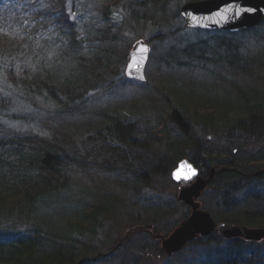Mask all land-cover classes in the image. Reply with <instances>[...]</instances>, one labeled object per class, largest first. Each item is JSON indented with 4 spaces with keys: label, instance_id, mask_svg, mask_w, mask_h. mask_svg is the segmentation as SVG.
Segmentation results:
<instances>
[{
    "label": "trees",
    "instance_id": "16d2710c",
    "mask_svg": "<svg viewBox=\"0 0 264 264\" xmlns=\"http://www.w3.org/2000/svg\"><path fill=\"white\" fill-rule=\"evenodd\" d=\"M5 1L0 0V6ZM67 1L51 0L44 11L71 31L72 42L76 45L78 31L70 19ZM124 1V6L131 11L136 9L140 0ZM189 1L199 0H144V14L132 18L153 23L158 19L161 20L159 26L168 27L173 19L182 17L180 8ZM262 26L264 24L255 28ZM168 29L153 38L163 39L164 33L169 34ZM263 56L261 54L257 63L262 70ZM236 87L240 90L238 85ZM86 95L85 85L70 81L57 83L50 76L18 78L9 74L2 80L0 78V264H99L103 261V264H117L116 259L113 261V254L124 247L127 255L133 254L126 264H138L140 256L137 254L146 250L147 245L140 241V237L139 242H128L137 233L153 239L159 246H156L158 253L164 254L161 241L147 229L128 233L118 249L104 256L96 254V248L89 247L81 236L91 232L93 227L104 228L106 221H112L113 211L120 202L111 197L112 193L103 195L101 191L96 194L94 202H88V198L79 199L72 190L73 176L77 173L87 177L99 172L124 174L143 185L149 182L153 172H160L172 181L170 177L175 166L185 158L198 166L204 177L213 166L225 167L227 170L219 171L208 186L213 190L214 201L207 205V211L219 221L264 227V208L259 207L264 203V147L259 152L244 155L241 141V146L234 149L232 145L235 143H230L231 139L210 144L203 137L211 128L220 130L225 125L226 129L251 127L264 138L263 105H247L242 110L221 116L216 109L201 101H174L172 96H165L164 101L169 107L167 118L163 115L161 120L155 123L151 120L150 124L142 119L143 123L139 125L138 120H133L130 115L93 109ZM96 113L104 117L97 130L71 127V120L75 117ZM163 119H170L184 140L172 141L168 124ZM219 119L225 124L220 126ZM192 121L201 126L199 131ZM13 123L21 127H14ZM22 124L25 125L22 127ZM251 129L246 132H252ZM162 137L169 140V149L174 154L167 161L156 162L151 141L156 143ZM239 194L242 196H238L239 202L232 204ZM182 205L184 215L181 218L184 219L191 210ZM239 207L243 210L238 211ZM59 208L75 211L79 217L69 219L65 224L67 227L48 226L43 219H33ZM171 209L175 206L168 202L165 209H158L155 213L152 222L156 234L161 233L160 218L169 215ZM128 216L133 223L134 215L128 212ZM180 222L179 219L172 221L168 230L176 228ZM67 228H70L69 232H66ZM106 235L110 236L108 230ZM127 243L134 244L135 249L131 251V245ZM193 243L189 248L206 253L198 264H264L263 243L240 238L223 240L216 232L210 237L200 236ZM189 248L178 251L173 258L188 255Z\"/></svg>",
    "mask_w": 264,
    "mask_h": 264
},
{
    "label": "rangeland",
    "instance_id": "374dc122",
    "mask_svg": "<svg viewBox=\"0 0 264 264\" xmlns=\"http://www.w3.org/2000/svg\"><path fill=\"white\" fill-rule=\"evenodd\" d=\"M50 1L6 0L0 6L1 80L9 74L18 78L50 76L57 83L70 81L85 85L87 101L93 109L121 116L130 115L133 120H138L139 125L143 123L142 119L150 124L151 120L154 123L161 120L163 115L167 118L169 107L164 101L165 96H172L174 101H201L216 109L221 116L226 112L242 110L247 105L259 103L264 106V70L257 66L262 58L261 54H264V26L255 30H198L189 28L182 16L173 19L168 27H161V20L158 19L153 23L135 21L132 18L144 14V0H140L141 3L139 1L136 9L131 11L124 6V0H68L70 19L74 21L78 31V43L74 45L71 31L45 14L44 9ZM179 27L181 30L178 32ZM165 29L170 31L169 34L164 33L163 39L153 38L158 33L168 32ZM139 39L145 40L150 46L145 70L147 79L144 82H133L126 76L125 70L131 49ZM103 119L99 113L75 117L71 120V127H88L95 131L102 125ZM162 121L168 124L167 131L172 141L177 138L184 140L185 137L170 119ZM218 122L220 126L225 124L222 119ZM192 124L199 131L201 126L195 121ZM12 126L21 127L18 123H13ZM248 129L251 127L226 129L224 125L220 130L211 128L203 137L210 144L214 141L224 143L231 139L230 143L236 144L232 145L234 149L241 143L243 154L250 155L251 152L262 150L264 138L252 129V132H246ZM168 144L166 137L158 139L156 143L151 141V154L156 162L167 161L174 154ZM152 174L148 178L149 182L143 185L132 177L117 173L99 172L88 177L77 173L73 176L72 190L79 199L88 198V202H94L96 194L101 191L103 195L112 193L111 197H116L117 202H120V206L113 211L115 219L106 221L104 228L93 227L91 232L87 231V234L81 236L89 247L96 248V254L104 256L109 251L118 249L128 233L137 229H147L161 241L157 235L167 236L175 229L168 230L172 221L179 219L182 222L185 219L181 218L184 215V203L177 198L180 189L176 181L172 177L170 181L160 172ZM212 191L207 187L200 198L205 210L214 201ZM238 196L242 197L240 194L235 196L232 204L239 202ZM168 202L174 204L175 209H171L172 212L166 217L160 218L162 223L158 226L161 233L156 234L152 219L158 209L162 211L168 206ZM260 205L263 209L264 203ZM62 210H50L33 219H43L48 226L62 227L69 219L79 217L75 211ZM241 210L243 209L239 207L238 211ZM128 212L134 215L133 223L129 220ZM65 230L69 232L70 228ZM107 230L110 236L106 235ZM218 236L228 240L219 234ZM139 237L147 248H140L142 251L137 254L140 256L138 264H198L206 254L193 247L189 248L194 245L191 244L192 241L197 239L190 241L184 248H189L186 253L188 255L176 259L173 258L176 253L159 254L156 249L159 246L147 236L142 237L137 233L128 242L134 243ZM255 242L264 244V240ZM127 245H131V251L135 249L134 244ZM113 255V261L116 259L117 264H126L133 254L127 255L124 247ZM103 263L105 262L99 264Z\"/></svg>",
    "mask_w": 264,
    "mask_h": 264
},
{
    "label": "water",
    "instance_id": "95a60500",
    "mask_svg": "<svg viewBox=\"0 0 264 264\" xmlns=\"http://www.w3.org/2000/svg\"><path fill=\"white\" fill-rule=\"evenodd\" d=\"M239 12V15H235ZM180 15L186 20L187 26L205 30H243L252 29L264 24V0H199L189 1L180 8ZM197 17L199 23L192 20ZM222 17H226L222 19ZM146 48L147 51H141ZM150 56L148 42L139 39L131 49L128 65L125 70L130 79L146 81V67ZM225 167L210 168L204 177L198 166L188 158L177 164L171 177L178 184V200L190 207L191 213L171 233L157 235L161 238L162 250L165 254L174 255L183 250L190 241L201 237H210L213 233L230 240L232 238L247 241L264 240V227H250L246 224L217 222L210 211L203 209L201 196L219 171ZM180 176L177 179V176ZM188 178L185 179L184 177Z\"/></svg>",
    "mask_w": 264,
    "mask_h": 264
},
{
    "label": "snow or ice",
    "instance_id": "6c2138e0",
    "mask_svg": "<svg viewBox=\"0 0 264 264\" xmlns=\"http://www.w3.org/2000/svg\"><path fill=\"white\" fill-rule=\"evenodd\" d=\"M239 14H240L239 12H236V13H235V15H239ZM225 18H226V17H222V19H225ZM192 20L195 21L197 24L199 23L197 17H195V16L192 17ZM141 51L146 52L147 49H146V48H141ZM179 178H180V176L178 175V176H177V179H179ZM184 178L187 179L188 177L185 176Z\"/></svg>",
    "mask_w": 264,
    "mask_h": 264
},
{
    "label": "bare ground",
    "instance_id": "6f19581e",
    "mask_svg": "<svg viewBox=\"0 0 264 264\" xmlns=\"http://www.w3.org/2000/svg\"><path fill=\"white\" fill-rule=\"evenodd\" d=\"M131 81L135 82V80H134V79H131Z\"/></svg>",
    "mask_w": 264,
    "mask_h": 264
}]
</instances>
